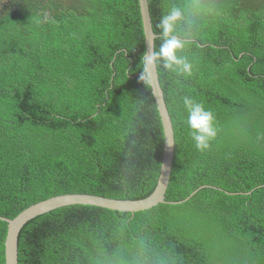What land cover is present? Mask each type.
I'll return each instance as SVG.
<instances>
[{
  "label": "trees",
  "instance_id": "1",
  "mask_svg": "<svg viewBox=\"0 0 264 264\" xmlns=\"http://www.w3.org/2000/svg\"><path fill=\"white\" fill-rule=\"evenodd\" d=\"M148 0L175 34L191 75L157 65L172 118L168 202L134 214L91 206L28 222L19 264H264V0ZM139 0H6L0 4V216L52 197L142 200L156 189L164 132L139 78ZM210 109L217 135L197 150L183 100ZM231 193V194H228ZM250 193V194H249ZM8 224L0 220V264Z\"/></svg>",
  "mask_w": 264,
  "mask_h": 264
},
{
  "label": "water",
  "instance_id": "2",
  "mask_svg": "<svg viewBox=\"0 0 264 264\" xmlns=\"http://www.w3.org/2000/svg\"><path fill=\"white\" fill-rule=\"evenodd\" d=\"M140 12L142 17L144 35H145V51L149 54L155 51V40L158 38L154 33L152 26V19L148 0H139ZM152 88V93L155 98L156 106L161 118L163 132H164V150L161 165V172L155 191L147 198L142 200H117L96 195L89 194H67L49 198L47 200L36 203L29 208L22 211L14 219H8L0 216V220L8 224V231L5 241V264H19L18 260V241L19 235L24 226L42 216L46 213L56 209L69 207V206H91L110 211L137 213L148 211L160 204H173L180 205L187 202L191 197L196 195L200 190L205 188H214L211 186H202L196 190L189 198L179 202H168L165 196L170 184L171 174L173 170L175 158V134L164 92L161 89L159 73L157 68V76L155 85ZM215 189V188H214ZM231 194V193H228ZM250 194V193H249Z\"/></svg>",
  "mask_w": 264,
  "mask_h": 264
},
{
  "label": "clouds",
  "instance_id": "3",
  "mask_svg": "<svg viewBox=\"0 0 264 264\" xmlns=\"http://www.w3.org/2000/svg\"><path fill=\"white\" fill-rule=\"evenodd\" d=\"M190 7L199 10L201 5L196 0ZM185 14V9L171 8L158 25L163 35L159 49L151 54L146 51L142 55L139 78L147 87H154L157 65L161 61L164 68L178 75L192 74L193 64L186 56L180 55L187 46V40L181 39L175 34L177 24L185 19ZM183 103L187 111L186 124L190 129V136L196 149L203 151L209 148L211 141L217 135L214 114L203 103L190 97H185Z\"/></svg>",
  "mask_w": 264,
  "mask_h": 264
},
{
  "label": "rangeland",
  "instance_id": "4",
  "mask_svg": "<svg viewBox=\"0 0 264 264\" xmlns=\"http://www.w3.org/2000/svg\"><path fill=\"white\" fill-rule=\"evenodd\" d=\"M6 0H0V4L1 3H3V2H5ZM63 2H65V3H69L70 2V0H62Z\"/></svg>",
  "mask_w": 264,
  "mask_h": 264
}]
</instances>
